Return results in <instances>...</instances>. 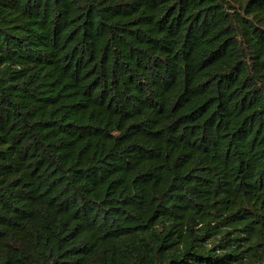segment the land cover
<instances>
[{"label": "trees", "instance_id": "trees-1", "mask_svg": "<svg viewBox=\"0 0 264 264\" xmlns=\"http://www.w3.org/2000/svg\"><path fill=\"white\" fill-rule=\"evenodd\" d=\"M0 264H264V0H0Z\"/></svg>", "mask_w": 264, "mask_h": 264}]
</instances>
